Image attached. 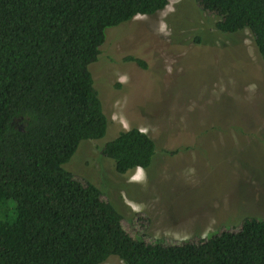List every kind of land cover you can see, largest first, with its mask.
Masks as SVG:
<instances>
[{
  "label": "trees",
  "instance_id": "16d2710c",
  "mask_svg": "<svg viewBox=\"0 0 264 264\" xmlns=\"http://www.w3.org/2000/svg\"><path fill=\"white\" fill-rule=\"evenodd\" d=\"M195 2L221 33L249 30L264 62V0ZM168 4L0 0V264H264V219L198 241L135 238L99 188L64 168L82 141L108 131L90 71L105 30ZM155 150L132 125L102 154L126 174L147 169Z\"/></svg>",
  "mask_w": 264,
  "mask_h": 264
},
{
  "label": "rangeland",
  "instance_id": "374dc122",
  "mask_svg": "<svg viewBox=\"0 0 264 264\" xmlns=\"http://www.w3.org/2000/svg\"><path fill=\"white\" fill-rule=\"evenodd\" d=\"M217 21L195 0H169L107 28L90 66L108 131L64 168L99 188L135 238L198 241L264 219V62L249 30L224 34ZM132 125L156 150L147 169L120 174L102 148Z\"/></svg>",
  "mask_w": 264,
  "mask_h": 264
}]
</instances>
